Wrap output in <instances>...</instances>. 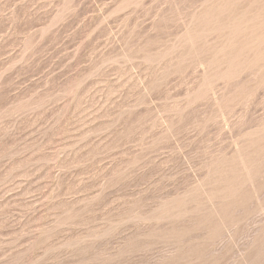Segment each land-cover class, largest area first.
Instances as JSON below:
<instances>
[{
    "label": "rangeland",
    "instance_id": "1",
    "mask_svg": "<svg viewBox=\"0 0 264 264\" xmlns=\"http://www.w3.org/2000/svg\"><path fill=\"white\" fill-rule=\"evenodd\" d=\"M0 264H264V0H0Z\"/></svg>",
    "mask_w": 264,
    "mask_h": 264
}]
</instances>
